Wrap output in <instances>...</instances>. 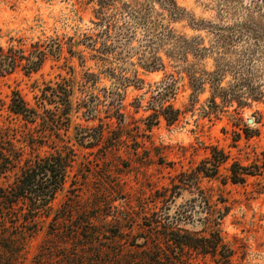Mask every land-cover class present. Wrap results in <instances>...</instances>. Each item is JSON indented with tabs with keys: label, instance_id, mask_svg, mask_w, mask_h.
Instances as JSON below:
<instances>
[{
	"label": "rangeland",
	"instance_id": "1",
	"mask_svg": "<svg viewBox=\"0 0 264 264\" xmlns=\"http://www.w3.org/2000/svg\"><path fill=\"white\" fill-rule=\"evenodd\" d=\"M175 1L184 17L170 23V36L153 40L152 30L136 23L124 6L145 7L151 0L111 5L100 0H0V47L47 54L37 73L27 74L20 66L0 75V132L10 128V140L23 150L22 161L0 178V188L16 181L26 160L52 153L58 141V135L42 133L40 120L35 135L45 136L39 140L47 143L32 146L26 141L28 129L35 126H26L9 111L14 93L42 113L39 99L47 86L69 81L73 88L72 126L61 136L75 154L68 182L53 202L50 218L17 242L21 256L16 264L115 263L120 255L126 262L129 255H137L130 244L144 236V218L163 205H156V194L206 162L212 148L244 166L264 161V0ZM100 20L131 22L132 33H113L115 43L110 41L106 49L96 26ZM90 97L100 110L93 119L78 106ZM160 103L178 110V120L169 125L161 116L160 124L148 130L151 108ZM117 106L125 114L121 123L109 119V110ZM102 123L105 140L112 132L121 136L118 146L109 149L112 142L104 141L89 149L76 141V133H90ZM228 167H222L217 179L202 178L196 188L177 189L169 213L179 216L186 210L179 227L203 234L205 210L195 209L192 200L197 194L207 196L211 207L226 212L218 228L234 249L236 263L264 264V173L245 184H223ZM115 207L126 212L117 225L112 219ZM25 214L31 215L23 206L16 215ZM87 215L93 218L89 227L110 229L121 239L107 243L103 237L101 246L86 243L85 237L69 240ZM64 216L66 221H53ZM19 232L13 224L0 228V242L4 234ZM83 234L80 230L75 236ZM193 261L210 264L201 256Z\"/></svg>",
	"mask_w": 264,
	"mask_h": 264
},
{
	"label": "trees",
	"instance_id": "2",
	"mask_svg": "<svg viewBox=\"0 0 264 264\" xmlns=\"http://www.w3.org/2000/svg\"><path fill=\"white\" fill-rule=\"evenodd\" d=\"M104 4H114L120 0H100ZM125 8L129 10L131 15H134L135 22L143 25L149 32L152 30L154 36L153 40H158L160 37L170 36L172 30L169 25L184 17V10L178 5L175 0H151L147 5L141 4H124ZM155 6H158L156 9ZM99 28L98 35L105 41L106 49L111 45L109 42L113 41V33L127 35L131 32V22L120 21H104L100 20L96 23ZM156 27V32L153 28ZM159 27V28H158ZM36 48V47H35ZM21 51V52H20ZM47 54L41 50H34L31 48L29 55L25 54L23 50H16L14 47L3 49L0 47V75L4 73H11L18 67L26 69L27 74L37 73L43 66ZM155 65H157L155 63ZM93 76V75H90ZM47 91L43 92L39 99L42 113L34 108H31L24 98L15 92L12 102L9 106V111L26 123V126H35L34 130H29L26 134V141L32 146H41L47 143L44 140L45 136H36L37 122L41 121L42 133L51 132L53 137L58 135L57 146L52 147V153L45 157H36L34 160H26L25 165L21 168V174L16 181L7 188H0V228L5 229L9 224H13L19 229V233L14 235H7L1 238L0 242V264H16L21 256V251L18 248L17 242L25 239L26 235L32 236L39 224L44 218H50L53 202L56 200L58 194L62 192L68 182L69 172L74 162L75 154L72 147L68 145L62 136V132L66 135L72 126L73 109V88L69 81H64L57 88L47 86ZM111 93H108L109 96ZM158 93L160 102L162 98ZM95 97H90L82 100L78 106L83 111L84 116L88 119H93L95 114L100 110L92 101ZM97 99H99L97 97ZM53 106V109H48L47 106ZM78 109V108H77ZM111 112L109 110V119L116 118L119 123L125 119V114L121 113V109L114 108ZM152 114L148 116L151 120L146 123L148 130L160 124L161 116L167 121L169 125L174 124L179 117L178 110L172 105L164 106L159 104V108H151ZM78 113V112H77ZM95 113V114H94ZM91 117V118H90ZM102 123L100 128L94 131L76 133V141H78L86 148L95 149L104 141L112 142L109 149H113L120 141L121 136H116V132H112L111 136L107 137ZM10 128L0 132V178L8 171L22 161L20 152L17 150L13 142L10 140ZM41 133V135H42ZM44 141V142H43ZM61 144V148H58ZM230 155L217 148H212L211 156L201 166H198L192 173L180 174L176 180L172 181L170 188L164 189L162 192L156 194V205L161 202L162 207L155 206L149 214L148 218H144L141 231L144 236H136L132 238L130 246L137 248V255H129L126 262L123 257H119V262H104L102 264H197L193 260L200 256L204 259H210V264H240L235 261V251L224 240L221 230L218 228L220 222L225 218L226 212H220L217 207L210 206V199L203 195L197 194L192 200L195 209L197 206L205 210V231L203 234L192 233L179 227L180 218L184 217L186 210L180 213L179 216H171L169 211V204L176 198L177 189L182 187L196 188L200 184V179H217L220 176L222 167L229 164L227 168L228 175L224 179L223 184L231 182L232 184H245L249 177L260 176L264 173V161L256 163L252 166H244L237 161L230 162ZM28 208L30 216L16 215L19 213L21 207ZM117 208V207H115ZM142 210L147 209L144 205ZM118 209L116 214H112L114 223L121 224L122 215H126L124 209ZM68 210V209H66ZM95 217V216H94ZM188 217V216H187ZM92 216L87 215L85 221H81V228L76 227L70 233L72 242L85 237V242L93 246H101L104 239L107 241H115L121 239V236L111 232V230L103 231L100 227H89L92 221ZM67 217L54 218L58 224L66 221ZM86 227V229H84ZM84 234L76 238L75 234L79 231ZM109 231V232H108ZM140 231V232H141ZM110 234L109 237L105 235ZM104 237V239H102ZM7 243V246L3 244ZM77 247V246H76ZM87 247V246H86ZM85 247V248H86ZM108 249V248H106ZM109 250V249H108ZM110 252V250H109ZM118 256L119 253L115 252Z\"/></svg>",
	"mask_w": 264,
	"mask_h": 264
},
{
	"label": "water",
	"instance_id": "3",
	"mask_svg": "<svg viewBox=\"0 0 264 264\" xmlns=\"http://www.w3.org/2000/svg\"><path fill=\"white\" fill-rule=\"evenodd\" d=\"M250 123H252V121H250Z\"/></svg>",
	"mask_w": 264,
	"mask_h": 264
}]
</instances>
